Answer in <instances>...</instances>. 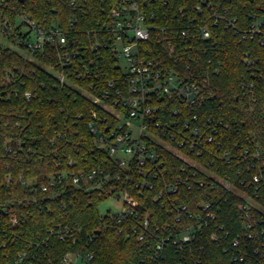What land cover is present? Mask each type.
Wrapping results in <instances>:
<instances>
[{"label":"trees","instance_id":"1","mask_svg":"<svg viewBox=\"0 0 264 264\" xmlns=\"http://www.w3.org/2000/svg\"><path fill=\"white\" fill-rule=\"evenodd\" d=\"M132 1L141 4L154 27L188 28L195 34L178 40L185 59L181 65H196L207 75L205 101L191 113L185 107H167L160 120H181L172 114L176 108L191 127L212 135L203 156L196 158L204 170L183 165L176 155L158 150L162 174L139 199L153 233L144 241L117 233L99 215L100 198L94 190L69 185L55 196H50L51 190L35 200L19 184L28 179L46 184L61 170L96 168L97 161L105 158L88 125L92 111L106 114L88 94L100 96L107 82L121 75L109 49L90 51L89 47L95 41H108L102 30L110 24L113 11ZM20 15L42 28L64 29L69 47L82 53L69 68H59L49 48L27 58L6 45L15 41L13 37L0 33V264H13L22 252L35 255L31 264H65L63 257L75 251L91 253L94 264H264V45L257 36L243 39L237 32L246 31L253 16H264V0L0 2V22L14 26V34L21 27L15 26ZM231 20L234 28L228 25ZM199 28H205L209 38L203 39ZM158 46L153 35L149 54L168 59ZM245 54L251 64L245 63ZM51 70L62 72L64 81ZM192 114L197 117L195 125ZM255 176L259 177L256 183ZM136 180L140 179L134 172L132 182ZM174 185L173 193L164 189ZM205 202L211 205L213 219H204L200 211ZM3 209L8 212L4 214ZM199 214L206 224L191 242L175 246L172 238L194 225ZM65 228L76 238L74 243L72 238L60 241L50 234Z\"/></svg>","mask_w":264,"mask_h":264},{"label":"built area","instance_id":"2","mask_svg":"<svg viewBox=\"0 0 264 264\" xmlns=\"http://www.w3.org/2000/svg\"><path fill=\"white\" fill-rule=\"evenodd\" d=\"M3 1L5 0H0ZM196 10L201 11V6L197 5ZM16 20L20 21L19 24ZM148 21L141 4L135 1L125 2L113 11L110 24L102 30L103 35L108 36V41L102 43L95 41L89 47L90 51H97L100 47L109 49L121 75L109 80L100 96L88 94L92 97L93 104L98 105L106 114L98 116L92 111L90 114L92 121L88 125L96 148L105 155L103 160L97 161L100 165L96 168L70 172L61 170L57 175H51L46 184H38L35 179L20 180L19 183L30 191L35 200L42 198L41 195L47 196V192L51 190L50 196H55L58 189L63 191L69 185L87 192L96 191L100 202L109 197L121 196V211L114 215L107 213L102 217L117 230V233L124 237L135 235L138 241H144L146 236H153L152 230L149 229L148 213L145 209L142 211L139 199L143 191L151 189L157 176L162 174L160 170L162 161L158 150L171 152L180 158L183 165L204 170L202 163L196 158L200 159L203 156L206 143L212 141L211 134L200 132L196 126L191 127L190 120L186 116L182 119L181 112L176 108L172 109V114L181 120L161 122L163 110L167 107H185L191 113L193 109L203 105L207 75L196 65L191 67L187 63L184 68L181 65L185 59L180 54L182 43L179 44L178 40L194 36L191 30L172 26L168 31L156 28ZM233 22L234 20L228 22L232 28ZM17 25L28 28V32L35 35L34 42H28L29 33L22 35L18 30L14 34V26L6 21L0 22V33L5 32L13 37L15 39L13 43L9 41L6 43L15 47L24 57L30 58L34 53L43 51L45 47L54 52L57 67L69 68L82 53L81 49L69 47L71 42L68 40V34L56 25L42 28L26 15L16 17L15 26ZM237 32L243 39L257 36L259 44L264 45V16L258 18L253 16L250 27L246 31ZM198 34L203 39L209 38L205 28H199ZM153 35L156 37L158 47H162L168 59L159 54H149L147 47ZM119 58L124 60L123 69L117 64ZM244 61L247 64L252 63L247 54ZM86 73L87 71L84 74ZM51 74L60 82L64 81L62 72L52 71ZM78 77L83 75L80 74ZM246 87L250 91L252 84L249 83ZM25 97L28 98L29 95L26 94ZM190 117L194 124L197 120L196 115L192 114ZM66 163L68 169L73 167L71 159ZM211 163L209 160V164ZM134 172L140 180L132 182ZM252 181L258 182L259 177L255 176ZM197 183L202 185L200 181ZM186 184V188L189 189L190 183L187 181ZM164 189L173 193L176 186H167ZM157 198H160V195ZM200 206L204 219L207 217L213 219L210 203L205 202ZM2 212L6 214L8 211L3 209ZM196 220L194 225L185 227L172 238L175 246L181 248L191 242L196 232L206 224L200 214ZM15 222V219H11L12 225ZM51 233L60 241L66 238H72V243L76 241L66 228ZM211 238L216 240L214 234ZM161 246L162 241L156 245L157 253L154 259L157 258ZM34 258L35 255L22 252L17 255L13 264H31ZM62 261L65 264H94L93 255L87 251L68 253Z\"/></svg>","mask_w":264,"mask_h":264},{"label":"rangeland","instance_id":"3","mask_svg":"<svg viewBox=\"0 0 264 264\" xmlns=\"http://www.w3.org/2000/svg\"><path fill=\"white\" fill-rule=\"evenodd\" d=\"M19 22H20L19 20H16L17 24H19ZM19 30H20V33L22 35L29 33L28 39H27L28 42H34L35 35L32 32H28V28L22 26ZM0 40L3 41L1 37H0ZM6 45L15 51H18L15 47L11 46L9 43H6ZM117 64L122 69L125 66L124 60L122 58H119ZM121 202H122L121 196H119L117 198L116 197H109V198L103 200L97 206V210H98L99 215L102 217V216H105L107 213H110L112 215L119 213L121 211Z\"/></svg>","mask_w":264,"mask_h":264},{"label":"water","instance_id":"4","mask_svg":"<svg viewBox=\"0 0 264 264\" xmlns=\"http://www.w3.org/2000/svg\"><path fill=\"white\" fill-rule=\"evenodd\" d=\"M22 1V0H21Z\"/></svg>","mask_w":264,"mask_h":264}]
</instances>
